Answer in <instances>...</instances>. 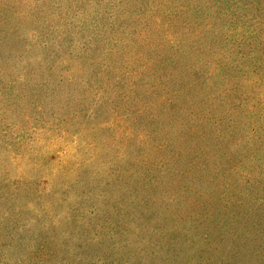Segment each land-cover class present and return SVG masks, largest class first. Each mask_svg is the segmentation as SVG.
Returning <instances> with one entry per match:
<instances>
[{"label":"rangeland","instance_id":"obj_1","mask_svg":"<svg viewBox=\"0 0 264 264\" xmlns=\"http://www.w3.org/2000/svg\"><path fill=\"white\" fill-rule=\"evenodd\" d=\"M156 3L0 0V264H142L140 239H158L138 220L133 194L144 181L136 161L162 163L172 153L163 145L181 143L168 116L155 107L138 113L141 103H151L149 94L143 101L134 95L158 74L186 81L185 67L193 62L181 58L172 69L165 40L174 29L155 27ZM255 12L250 29L263 25V35L264 8ZM44 42L56 52L52 73L39 63ZM45 81L48 89H39ZM242 88L238 103L248 87ZM185 156L180 153L178 165ZM255 186L264 192V180ZM154 197L148 207L164 217L167 195L158 189ZM246 247L238 264H255ZM180 256L179 264H189Z\"/></svg>","mask_w":264,"mask_h":264},{"label":"trees","instance_id":"obj_2","mask_svg":"<svg viewBox=\"0 0 264 264\" xmlns=\"http://www.w3.org/2000/svg\"><path fill=\"white\" fill-rule=\"evenodd\" d=\"M263 8L264 0H157L153 24L174 29L165 40L173 53L172 69L181 66V58L193 63L185 67L186 81L180 75L158 74L155 83L134 95L143 101L149 94L151 103H141L138 113L155 107L168 116L182 144L163 145L172 153L162 163L136 161L144 181L133 194L141 207L138 220L158 235L152 241L140 239L142 264H179L180 252L189 264H238L246 246L255 264H264V192L259 195L255 186L264 180V34L263 25L255 30L249 25L251 13L262 14ZM39 44L40 66L52 73L56 52L49 43ZM61 46L72 54L63 42ZM37 86L46 90L49 84ZM237 87H248L242 88L239 103ZM2 89L0 85V93ZM180 153H186L182 165ZM255 167L260 168L258 175L252 173ZM223 170L235 180L221 178ZM158 189L164 190L170 207L164 217L148 207Z\"/></svg>","mask_w":264,"mask_h":264}]
</instances>
